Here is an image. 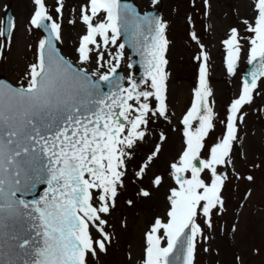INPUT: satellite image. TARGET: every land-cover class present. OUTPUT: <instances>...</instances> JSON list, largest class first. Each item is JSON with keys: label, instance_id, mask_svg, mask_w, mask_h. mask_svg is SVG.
<instances>
[{"label": "snow or ice", "instance_id": "obj_1", "mask_svg": "<svg viewBox=\"0 0 264 264\" xmlns=\"http://www.w3.org/2000/svg\"><path fill=\"white\" fill-rule=\"evenodd\" d=\"M32 3L30 25L47 35L38 42L36 62L26 73L28 83L14 87L0 81V234L10 227V221L12 226L15 222L24 225L23 235L10 237L20 250L19 259H3L0 245V264H89V257L108 251L112 236L105 217L116 207L135 149L147 140L150 121L157 116L168 118V24L153 15L141 17L121 0H86L79 8L86 31L76 51L80 64L96 57L97 71L90 73L56 48L62 25L46 0ZM252 5L253 18L243 21L251 35L241 37L233 27L223 43L230 73L237 70L242 41L247 43L248 62L255 67L230 104L224 135L211 145L206 138L215 127V113L209 104L208 54L196 57L203 62L192 105L182 120L185 145L170 166L177 186L170 189L165 215L156 217L145 233L140 264H197L199 239L204 238L198 218L211 228L213 217L225 209L227 169L234 170V143L246 115L242 109L253 102L259 84L264 83V0H252ZM64 8L65 0H56L54 10L60 17ZM14 28L13 19L0 27V37L10 40ZM124 32L150 41L143 52L144 87L135 79L125 87L124 78H117L125 47L117 41ZM110 45H117L119 51L107 53L106 59L103 49ZM105 64L109 70L100 72ZM102 82H107L108 91ZM160 151L157 144L133 173L137 179H144ZM246 179L253 181L254 177ZM162 181L156 175L150 183L160 186ZM38 184L46 185L43 193L25 199ZM139 195L149 197L151 193L141 188ZM232 230L236 231L235 225Z\"/></svg>", "mask_w": 264, "mask_h": 264}, {"label": "rangeland", "instance_id": "obj_2", "mask_svg": "<svg viewBox=\"0 0 264 264\" xmlns=\"http://www.w3.org/2000/svg\"><path fill=\"white\" fill-rule=\"evenodd\" d=\"M143 9L160 4V0H136ZM86 0H65L63 16L54 10L56 0H46L51 14L62 25L58 44L62 52L80 67L91 73L97 71L96 57L86 64H80L78 53L80 38L86 26L79 19L80 5ZM163 20L167 22L166 37L169 41L166 52L168 64L167 96L170 113L168 118L157 116L148 125V136L135 149L128 167V178L121 190L116 207L108 220L107 231L112 240L107 253L89 257V264H140L145 246V233L156 217L165 215L168 208L170 189L176 187L171 164L177 162L185 145L183 117L191 107L194 89L199 84V69L202 60L196 59L202 53L208 54V85L212 90L209 104L215 113V127L206 138L214 144L225 133V124L230 112V104L241 92L244 71L248 62L247 43L241 53L235 73L227 70V48L223 43L228 39L233 27L238 28L241 37L251 35L243 21L254 16L252 0H164ZM12 5L15 28L11 39L0 37L3 52L0 54V73H6L18 85H27L26 73L29 65L36 62L37 46L44 38L39 28L30 25L34 11L32 0H0V27L4 25L5 11ZM76 20L75 24L69 23ZM195 33V38H193ZM99 39V38H98ZM121 44V39L117 45ZM117 45L103 49L116 55ZM201 45L203 47H201ZM129 56L123 49L119 64L129 76ZM108 66L99 69L107 72ZM144 87V85L142 86ZM175 109V117L171 116ZM243 121L239 123L238 142L234 143L233 167L227 169L229 179L224 189L226 201L221 214L213 217L214 226L209 228L202 217L204 238L199 239L197 264H264V83H260L254 100L242 109ZM196 124H194V127ZM161 133L165 137L161 140ZM161 145V151L151 164L141 181L133 173L139 170L147 155ZM162 176L160 186L150 183L156 176ZM252 175L253 181L246 177ZM239 177V178H237ZM141 188L151 195H139ZM251 192V195H249ZM128 200H132L130 205ZM236 231H233V226ZM93 236L100 234L92 229ZM208 249V251H205ZM239 257V260L237 259Z\"/></svg>", "mask_w": 264, "mask_h": 264}, {"label": "water", "instance_id": "obj_3", "mask_svg": "<svg viewBox=\"0 0 264 264\" xmlns=\"http://www.w3.org/2000/svg\"><path fill=\"white\" fill-rule=\"evenodd\" d=\"M121 2L124 4H128V5L132 6L133 8H135L139 12L141 17L147 16V15H153V16H156L158 18H161L162 7L152 8V9H149L143 13L140 11V6L138 4H136L133 0H121ZM11 20H12V10L10 8L8 10L6 24ZM46 35H47V32H46ZM144 35H148L147 31H145ZM122 37H123L124 45H126L130 49L131 55L134 57V59L131 62V65L133 68L137 69V71H138V73L134 79L137 81L138 84H140L143 81V79L146 77L145 69H144L143 52H144L145 46L148 43H150V41H145L143 36L133 35L131 32H124L122 34ZM55 45H56V48L59 49L57 47L56 42H55ZM59 51H60V49H59ZM60 54L63 55L61 52H60ZM254 67H255V64L253 63V65H251L248 68L247 77L249 79H250V73L254 70ZM119 77H123V74H122V72L117 71V78H119ZM93 79H96V78L93 77ZM0 81H4V82L9 83L4 78H1ZM122 83L124 84V79H123ZM102 84L105 85L104 91H108L107 82H102ZM14 87H16V86H14ZM41 185L42 184H38L37 187L32 192L27 193L25 195V199L32 200V199L37 198L39 195H41L43 193L44 189L46 188V186L43 187L40 191V194L36 195L37 192L39 191ZM9 224H10V227L5 229L3 231V234H0V245H3L2 251L5 253L4 257H2V258L3 259H9V258L19 259L18 253L20 250L15 247L16 241H13L10 237L13 234L23 235L24 234V231H23L24 225L20 222H15L14 226H12L13 222H11V221L9 222Z\"/></svg>", "mask_w": 264, "mask_h": 264}, {"label": "bare ground", "instance_id": "obj_4", "mask_svg": "<svg viewBox=\"0 0 264 264\" xmlns=\"http://www.w3.org/2000/svg\"><path fill=\"white\" fill-rule=\"evenodd\" d=\"M171 109H173V110H172V113H171V116H172V117H175V115H176L175 109H174V108H171ZM170 111H171V110H169V113H170Z\"/></svg>", "mask_w": 264, "mask_h": 264}]
</instances>
